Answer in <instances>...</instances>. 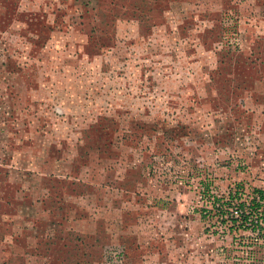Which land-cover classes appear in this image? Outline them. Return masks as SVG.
Wrapping results in <instances>:
<instances>
[{
	"label": "rangeland",
	"instance_id": "374dc122",
	"mask_svg": "<svg viewBox=\"0 0 264 264\" xmlns=\"http://www.w3.org/2000/svg\"><path fill=\"white\" fill-rule=\"evenodd\" d=\"M254 188L264 0H0V264H264Z\"/></svg>",
	"mask_w": 264,
	"mask_h": 264
},
{
	"label": "trees",
	"instance_id": "16d2710c",
	"mask_svg": "<svg viewBox=\"0 0 264 264\" xmlns=\"http://www.w3.org/2000/svg\"><path fill=\"white\" fill-rule=\"evenodd\" d=\"M241 190H243V188H241ZM260 201H264V188L263 189L262 188H254L253 189V197L251 199L253 207H251L250 212H247L245 209L244 203H241L238 207L241 211V215L238 218H235V217L232 218L233 226H236L237 229L252 228V230H256L257 228H259V224L261 222V219L260 220L257 219L256 224H254L253 227H250L253 224V221H250L251 223L249 225H246V224L250 218V215L256 214L257 210L260 207V204H259ZM227 204H229V203H227ZM260 214H262V213H260ZM260 229H261V227H260Z\"/></svg>",
	"mask_w": 264,
	"mask_h": 264
},
{
	"label": "built area",
	"instance_id": "2783aa9c",
	"mask_svg": "<svg viewBox=\"0 0 264 264\" xmlns=\"http://www.w3.org/2000/svg\"><path fill=\"white\" fill-rule=\"evenodd\" d=\"M239 209H237L235 212H236V215H235V218H238L239 217Z\"/></svg>",
	"mask_w": 264,
	"mask_h": 264
}]
</instances>
